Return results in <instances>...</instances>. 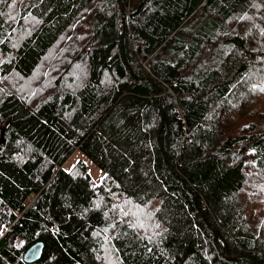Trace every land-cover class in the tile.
Masks as SVG:
<instances>
[{"label":"trees","instance_id":"1","mask_svg":"<svg viewBox=\"0 0 264 264\" xmlns=\"http://www.w3.org/2000/svg\"><path fill=\"white\" fill-rule=\"evenodd\" d=\"M0 224V264H264V0H0Z\"/></svg>","mask_w":264,"mask_h":264},{"label":"rangeland","instance_id":"2","mask_svg":"<svg viewBox=\"0 0 264 264\" xmlns=\"http://www.w3.org/2000/svg\"><path fill=\"white\" fill-rule=\"evenodd\" d=\"M125 13V19L127 17V11L124 10ZM253 92H259V86L255 85L253 88ZM79 159H83L86 161L89 171L92 174L93 178L99 182L103 178L104 172L103 170L98 167L92 160H90L86 155H84L81 151L76 150L72 153V155L66 160L64 163L65 167L70 169ZM246 185H244L245 188ZM246 189V188H245ZM2 230V225L0 224V232Z\"/></svg>","mask_w":264,"mask_h":264},{"label":"water","instance_id":"3","mask_svg":"<svg viewBox=\"0 0 264 264\" xmlns=\"http://www.w3.org/2000/svg\"><path fill=\"white\" fill-rule=\"evenodd\" d=\"M120 6L121 10L123 11V19H125V13L122 4ZM2 136L4 137V134ZM43 249L44 242L42 240H38L25 248L22 257L26 262H34L41 257Z\"/></svg>","mask_w":264,"mask_h":264},{"label":"bare ground","instance_id":"4","mask_svg":"<svg viewBox=\"0 0 264 264\" xmlns=\"http://www.w3.org/2000/svg\"><path fill=\"white\" fill-rule=\"evenodd\" d=\"M18 94V93H17ZM21 97V96H20ZM22 99V98H21ZM24 102H26V101H24ZM35 102V101H34ZM34 104V103H33ZM32 103H31V106L33 105ZM35 105V104H34ZM35 110V109H34ZM123 198V197H122ZM112 202H114L115 203V201H112ZM114 205V204H113ZM110 206H111V204H110ZM114 207H116L115 205H114ZM200 219V218H199ZM202 219V218H201ZM203 221V220H202ZM203 224V223H202Z\"/></svg>","mask_w":264,"mask_h":264}]
</instances>
